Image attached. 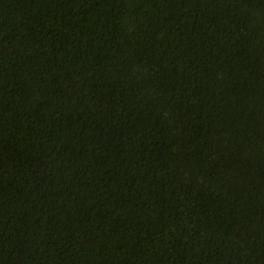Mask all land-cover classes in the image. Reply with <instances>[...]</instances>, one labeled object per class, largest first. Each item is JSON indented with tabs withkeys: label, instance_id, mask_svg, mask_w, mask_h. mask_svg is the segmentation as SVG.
<instances>
[{
	"label": "trees",
	"instance_id": "obj_1",
	"mask_svg": "<svg viewBox=\"0 0 264 264\" xmlns=\"http://www.w3.org/2000/svg\"><path fill=\"white\" fill-rule=\"evenodd\" d=\"M0 264H264V0H0Z\"/></svg>",
	"mask_w": 264,
	"mask_h": 264
}]
</instances>
